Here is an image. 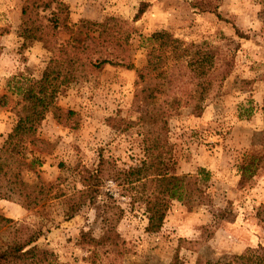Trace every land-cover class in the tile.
Returning <instances> with one entry per match:
<instances>
[{
    "label": "rangeland",
    "instance_id": "obj_1",
    "mask_svg": "<svg viewBox=\"0 0 264 264\" xmlns=\"http://www.w3.org/2000/svg\"><path fill=\"white\" fill-rule=\"evenodd\" d=\"M26 1L0 0V150L16 124L12 110L20 100L16 89L24 81L40 80L52 57L41 43L22 47L21 11ZM61 1L70 7V23L76 28L83 21L102 22L108 17L131 23L135 32L129 54L134 69L106 66L87 81L61 90L56 100L61 124L49 113L38 131L44 151L24 145L13 149L25 160L27 186L33 189L38 179L57 185L54 199L32 212L0 199V215L40 232L36 245L54 253L57 264H91L96 254V264H172L174 260L207 264L247 248L264 247V160L254 177L245 178L239 169L244 155L264 154V0H222L219 18L193 9L184 0ZM140 9L145 12L134 22ZM159 32L212 55L209 77L231 69L221 88L211 89L201 104L200 116L192 106L184 107L181 97L179 109L170 107V101L165 107L176 171L183 175L205 170L208 200L191 210L172 202L162 228L151 231L145 207L132 205L133 192L114 182L105 170L99 200L111 198L124 210L116 232L125 247L117 253L110 245L95 246L82 238L102 237L103 209L98 212L88 205L67 220L63 198L55 194L70 196L82 190L100 158L120 170L138 167L145 160L144 127L139 123L145 106L136 103L144 84H137V71L148 63L153 46L147 40ZM151 74L159 76V72ZM155 81L154 88L166 90L162 78ZM33 158L40 164L30 170L26 165ZM8 240V233L0 231V247Z\"/></svg>",
    "mask_w": 264,
    "mask_h": 264
},
{
    "label": "trees",
    "instance_id": "obj_2",
    "mask_svg": "<svg viewBox=\"0 0 264 264\" xmlns=\"http://www.w3.org/2000/svg\"><path fill=\"white\" fill-rule=\"evenodd\" d=\"M184 1L191 2L195 10L209 11L220 17L218 9L222 0ZM144 12L140 9L134 22ZM70 16V7L61 0H27L21 11L19 37L23 41L22 47L29 43H41L52 55L40 80L24 81L25 85L16 89L15 94L20 97L12 108L16 124L0 150V199L16 203L28 212L54 199L53 193L58 186L38 179V184L33 189L29 188L23 177L25 160L13 152L14 147L24 145L39 153L44 151L45 142L38 136V131L49 113H53L61 124V109L57 107L56 100L63 88L87 81L90 75L106 66L134 69L129 54L131 36L135 32L131 23L108 17L102 22L83 21L76 28L70 23ZM147 42L151 47L157 46V50L152 47L146 67L137 71V84H144L136 94V103L145 106L139 118L144 127L142 142L145 160L138 167L120 170L110 160L100 158L97 169L83 182L82 190L70 196L55 194L57 198H63L67 220L88 205L98 212L103 209L102 237L95 240L86 234L82 238L84 243L89 240L95 246L110 245L111 250L117 253L119 248L123 250L125 247L116 232L124 210L111 198L106 202L99 200L105 170L110 171L109 177L114 182L133 192L132 205L140 203L145 207L147 228L151 231L162 228L172 202L176 201L191 210L196 203L208 200L209 175L205 170L183 175H178L176 171L165 107L170 101V107L179 109L178 97H181L184 107L192 106L194 114L200 116L201 104L208 98L211 89L221 88L231 70L209 77L214 57L202 52L200 47H184L180 40L168 33H156ZM159 58L158 63L156 60ZM168 62H172V66ZM155 72H159V76L151 74ZM158 77L162 78L161 85L166 88L165 91L153 87ZM263 160L264 154L261 157L244 155L239 167L242 176L254 177ZM35 163L40 164L33 158L26 166L31 170ZM2 230L8 233L9 240L0 247V264H57L54 253L36 245L40 232L0 215ZM97 256L94 255L91 264H96ZM172 264H177V260ZM207 264H264V247L247 248L241 254L226 255Z\"/></svg>",
    "mask_w": 264,
    "mask_h": 264
}]
</instances>
